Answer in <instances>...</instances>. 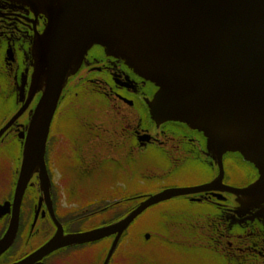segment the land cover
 <instances>
[{
  "label": "flooded vegetation",
  "instance_id": "af4514ba",
  "mask_svg": "<svg viewBox=\"0 0 264 264\" xmlns=\"http://www.w3.org/2000/svg\"><path fill=\"white\" fill-rule=\"evenodd\" d=\"M46 22L23 3L0 0V130L23 107L0 135V243L9 238L0 264H264V203L242 210L219 183L179 196L188 205L184 211L154 209L163 201L120 233L65 243L66 236L116 224L148 196L173 188L157 189L162 184L155 176L152 182L143 174L127 176L130 169H146V158L154 168L162 163L167 174L202 176L182 187L218 182L219 167L202 132L152 119L153 83L93 45L67 78L49 126L43 154L49 185L34 172L20 193L24 142L41 95L31 92L32 48ZM62 118L55 134L52 126ZM71 124L74 130H67ZM222 169L221 184L232 189L258 177L236 152L222 156Z\"/></svg>",
  "mask_w": 264,
  "mask_h": 264
},
{
  "label": "water",
  "instance_id": "95a60500",
  "mask_svg": "<svg viewBox=\"0 0 264 264\" xmlns=\"http://www.w3.org/2000/svg\"><path fill=\"white\" fill-rule=\"evenodd\" d=\"M13 1L47 20L32 48L31 92L41 95L24 142L20 193L34 172H39L41 185H49L43 160L49 126L67 78L93 45L153 83L157 91L148 102L152 119L202 132L219 167L218 182L166 188L116 224L66 236L65 243L120 233L146 208L214 189L216 183L238 198L242 210L264 203V0ZM230 152L239 153L258 172L247 187L221 184L222 156ZM8 241H1L0 250Z\"/></svg>",
  "mask_w": 264,
  "mask_h": 264
},
{
  "label": "rangeland",
  "instance_id": "374dc122",
  "mask_svg": "<svg viewBox=\"0 0 264 264\" xmlns=\"http://www.w3.org/2000/svg\"><path fill=\"white\" fill-rule=\"evenodd\" d=\"M70 115L72 114V112L69 113ZM66 118V117H65ZM63 119H60V121H56L54 126L53 127V130H54V133L56 134H59V131L61 130V124H63ZM61 122V124H60ZM74 124H71L69 126H71L70 128L68 127V129H72L74 130ZM53 133V136L55 135ZM155 165H153L151 162H150V159H147L146 158V161H145V167L146 169H130L128 172H127V176L131 173V172H134V177H138V178H141L140 175H146L145 176V181H150L152 179V177H156V180H158L159 182H161L162 185H158L157 186V189L160 188V187H182V186H188L190 185L191 183L193 182H197L199 181L202 176L201 175H198V174H195L193 173L191 170H184L182 172H175L174 174L173 173H168L167 174V170H163V169H160L161 167H163L164 165L162 163H160V165L157 167L154 168ZM130 172V173H129ZM119 172L118 171H113L112 170V175L113 177L115 176H118L119 177ZM132 175V174H131ZM131 175H129L128 177H130ZM124 177H126V174L124 175ZM150 179V180H149ZM155 179V178H154ZM156 180H151L150 182L152 181H156ZM166 205V206H165ZM159 207H156L154 209H162L163 210V206H165V210H177V211H181V210H185V209H188V205L182 201L181 197H175V198H172L168 201H164L163 203H160L158 205ZM155 207V206H154ZM151 210H153V207L150 208ZM162 223H163V219H162ZM178 258H181V259H184L186 258V256H178Z\"/></svg>",
  "mask_w": 264,
  "mask_h": 264
},
{
  "label": "bare ground",
  "instance_id": "6f19581e",
  "mask_svg": "<svg viewBox=\"0 0 264 264\" xmlns=\"http://www.w3.org/2000/svg\"><path fill=\"white\" fill-rule=\"evenodd\" d=\"M175 198V197H174ZM172 199V198H171ZM166 201H168V200H166Z\"/></svg>",
  "mask_w": 264,
  "mask_h": 264
}]
</instances>
